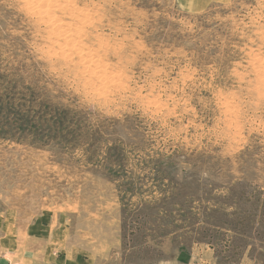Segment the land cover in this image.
<instances>
[{
  "label": "rangeland",
  "instance_id": "obj_1",
  "mask_svg": "<svg viewBox=\"0 0 264 264\" xmlns=\"http://www.w3.org/2000/svg\"><path fill=\"white\" fill-rule=\"evenodd\" d=\"M63 1L0 0V264H264V0Z\"/></svg>",
  "mask_w": 264,
  "mask_h": 264
},
{
  "label": "crops",
  "instance_id": "obj_2",
  "mask_svg": "<svg viewBox=\"0 0 264 264\" xmlns=\"http://www.w3.org/2000/svg\"><path fill=\"white\" fill-rule=\"evenodd\" d=\"M215 1H224V0H181V3L184 4L186 7H190L191 9L201 10ZM78 260H75L76 262L75 264H88L87 260L85 259H81L79 261Z\"/></svg>",
  "mask_w": 264,
  "mask_h": 264
},
{
  "label": "bare ground",
  "instance_id": "obj_3",
  "mask_svg": "<svg viewBox=\"0 0 264 264\" xmlns=\"http://www.w3.org/2000/svg\"><path fill=\"white\" fill-rule=\"evenodd\" d=\"M39 1V3H43L44 5L43 6H41V7H36V10H37V12H38V14H47L48 13V10H49V8L51 7V6H60V3H58L57 1L58 0H38ZM29 3H30V1H28ZM62 2V1H61ZM64 2V4H66V3H69V1H67V0H65V1H63ZM62 5V4H61ZM44 7H47V8H44ZM55 9V8H54ZM63 9V8H62ZM52 10V9H51ZM41 15V16H42ZM54 19V18H53ZM52 20V19H51ZM49 23V22H48ZM61 23V22H60ZM69 31V30H68ZM57 33V32H56ZM69 33H67L66 35H68ZM69 36V35H68ZM76 36H78V35H76ZM80 36V35H79ZM64 37V36H63ZM77 38V37H76ZM82 39V38H81ZM64 40V39H63ZM72 41V40H71ZM76 43V42H75ZM69 46L70 45H68V50H69ZM73 46V45H72ZM60 48H62V47H60ZM63 48H64V46H63ZM63 48L61 49V51L63 50ZM66 48V47H65ZM71 48V47H70ZM65 50V49H64ZM71 51V50H70ZM85 52V51H84ZM62 53H64V51H62ZM67 53V52H66ZM69 53V52H68ZM84 56H87V55H85V54H83ZM91 62V61H90ZM88 67V66H87Z\"/></svg>",
  "mask_w": 264,
  "mask_h": 264
},
{
  "label": "clouds",
  "instance_id": "obj_4",
  "mask_svg": "<svg viewBox=\"0 0 264 264\" xmlns=\"http://www.w3.org/2000/svg\"><path fill=\"white\" fill-rule=\"evenodd\" d=\"M9 7L20 16H23L25 20H30L31 17L28 15L27 12V3L26 0H12Z\"/></svg>",
  "mask_w": 264,
  "mask_h": 264
}]
</instances>
